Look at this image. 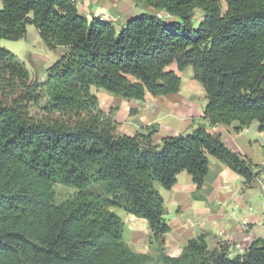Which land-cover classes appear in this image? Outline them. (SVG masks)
I'll return each mask as SVG.
<instances>
[{"label":"trees","instance_id":"obj_1","mask_svg":"<svg viewBox=\"0 0 264 264\" xmlns=\"http://www.w3.org/2000/svg\"><path fill=\"white\" fill-rule=\"evenodd\" d=\"M1 1L0 40L24 38L32 24L48 49L66 52L34 85L24 63L0 46V264H149L155 256L162 264H264V238L230 256L229 245L209 249L201 233L179 256L167 255L170 226L154 187L170 189L186 171L200 190L210 157L246 186L264 167L204 126L159 143L155 127L119 134L92 91L135 100L174 94L181 77L167 67L191 66L211 125L236 121L239 132L256 121L264 131V0H142L156 13L122 27L88 19L77 0ZM160 11L172 19L158 18ZM55 183L76 195L54 203ZM112 207L146 219L155 256L130 249Z\"/></svg>","mask_w":264,"mask_h":264},{"label":"crops","instance_id":"obj_2","mask_svg":"<svg viewBox=\"0 0 264 264\" xmlns=\"http://www.w3.org/2000/svg\"><path fill=\"white\" fill-rule=\"evenodd\" d=\"M76 5L80 14L88 19L98 17L116 27H122L141 13H156L142 0H77ZM29 32L39 44L41 38L32 24L26 26V35L21 39L30 41ZM54 50H58L60 56L66 52L64 47ZM167 69L181 73L175 63ZM193 85L195 93L181 82L177 93L157 97L147 94L143 100L112 97L107 93L100 97L97 88L92 87V91L98 97L101 109L106 113L112 111L119 134L145 133L148 128L155 127L152 139L159 143L165 136L189 134L198 126H204L211 134L220 135L232 151L248 156L255 164L264 165V131L258 130V122L254 121L239 132L235 131L236 121L211 125L203 114L207 102L205 91L199 83ZM257 183L258 179L246 186L242 176L210 157L209 171L200 190L186 171L177 174L170 189L157 187L163 197L165 219L170 226L165 236L166 254L179 256L187 241L201 233L205 234L209 249L223 243L230 247L239 243L248 249L254 240L264 238V195L256 206L259 196ZM90 187L99 189L96 184ZM121 211L116 213L124 222V242L136 253L155 256L157 250L155 245L149 244L150 228L146 219Z\"/></svg>","mask_w":264,"mask_h":264},{"label":"rangeland","instance_id":"obj_3","mask_svg":"<svg viewBox=\"0 0 264 264\" xmlns=\"http://www.w3.org/2000/svg\"><path fill=\"white\" fill-rule=\"evenodd\" d=\"M1 7H2V1L0 0V9ZM225 9H226V4L224 1H222V10L225 11ZM197 15H198V12H197ZM28 40L30 41L26 42L23 39H19V40L1 39L0 46L9 49L15 55H17V57L24 63L25 67L28 69L30 73L31 82L34 83V81L37 80L39 83L45 80L47 68L51 66L59 58L60 54L58 50L48 49L41 39H40L39 44L36 43V41L32 39L31 32H29L28 34ZM180 75H181V82L184 84V86L187 87L189 90L193 91V93H195L196 91H195V87L193 84L199 83V82L193 79L192 67L188 66L183 71H181ZM201 89H202V86H201ZM102 93H107L108 95H111L112 97H117L105 89H101V88L98 89V95L100 97H102ZM45 105H46V100L45 99L41 100L40 106H45ZM37 110L38 108L33 109V111H37ZM261 166L264 167V165H261ZM154 187L155 188L161 187V184L158 181H155ZM88 188H91V187L89 186ZM256 189L259 195L256 206H259L260 200L262 199L264 195V173L260 176V178H258ZM93 190H96V189H93ZM53 191H54V203L56 204L72 199L77 193V189L71 186H68V185H64L62 183L53 184ZM111 210H113L115 213L116 212L119 213L121 211V208L112 207ZM149 264H162V263L155 256L153 257V261L150 262Z\"/></svg>","mask_w":264,"mask_h":264},{"label":"built area","instance_id":"obj_4","mask_svg":"<svg viewBox=\"0 0 264 264\" xmlns=\"http://www.w3.org/2000/svg\"><path fill=\"white\" fill-rule=\"evenodd\" d=\"M157 16L158 18L163 19L165 21H170L172 19V16L165 12H159ZM249 210H251V208H249ZM233 250H236V251H233ZM244 251L245 249L241 247L239 243H236L233 247L230 248L229 255L231 256L237 253H243Z\"/></svg>","mask_w":264,"mask_h":264},{"label":"water","instance_id":"obj_5","mask_svg":"<svg viewBox=\"0 0 264 264\" xmlns=\"http://www.w3.org/2000/svg\"><path fill=\"white\" fill-rule=\"evenodd\" d=\"M37 83H38V81H37V80H35V81H34V85H36Z\"/></svg>","mask_w":264,"mask_h":264}]
</instances>
